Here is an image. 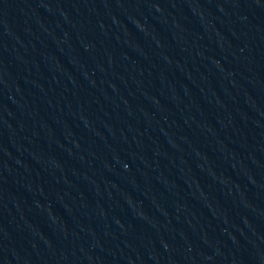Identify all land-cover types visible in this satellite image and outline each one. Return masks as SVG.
Masks as SVG:
<instances>
[{
    "label": "water",
    "instance_id": "95a60500",
    "mask_svg": "<svg viewBox=\"0 0 264 264\" xmlns=\"http://www.w3.org/2000/svg\"><path fill=\"white\" fill-rule=\"evenodd\" d=\"M0 264H264V0H0Z\"/></svg>",
    "mask_w": 264,
    "mask_h": 264
}]
</instances>
